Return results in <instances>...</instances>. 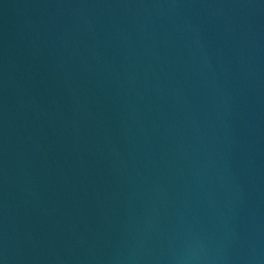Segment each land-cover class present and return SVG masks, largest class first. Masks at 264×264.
Masks as SVG:
<instances>
[{
  "label": "water",
  "instance_id": "95a60500",
  "mask_svg": "<svg viewBox=\"0 0 264 264\" xmlns=\"http://www.w3.org/2000/svg\"><path fill=\"white\" fill-rule=\"evenodd\" d=\"M0 264H264V0H0Z\"/></svg>",
  "mask_w": 264,
  "mask_h": 264
}]
</instances>
